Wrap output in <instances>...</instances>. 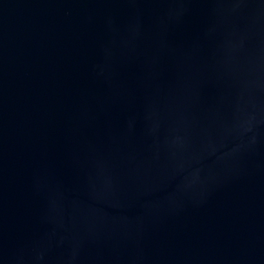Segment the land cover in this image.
Instances as JSON below:
<instances>
[{"label": "water", "instance_id": "water-1", "mask_svg": "<svg viewBox=\"0 0 264 264\" xmlns=\"http://www.w3.org/2000/svg\"><path fill=\"white\" fill-rule=\"evenodd\" d=\"M0 264H264V0H0Z\"/></svg>", "mask_w": 264, "mask_h": 264}]
</instances>
